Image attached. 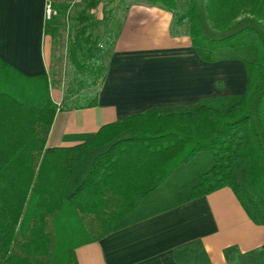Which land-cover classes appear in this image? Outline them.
I'll return each instance as SVG.
<instances>
[{"label":"trees","instance_id":"16d2710c","mask_svg":"<svg viewBox=\"0 0 264 264\" xmlns=\"http://www.w3.org/2000/svg\"><path fill=\"white\" fill-rule=\"evenodd\" d=\"M150 2L177 9L176 0ZM98 4L85 0L76 18L81 37ZM184 17L203 61L243 62L244 93L149 109L73 146H46L60 109L49 75H22L0 59V264H78V246L135 222L143 207L160 206L147 200L165 195L170 208L229 187L264 224V0H186ZM79 46L70 44L75 84L63 92L66 110L95 106L105 78L94 43L91 61L79 58ZM224 253L230 264H245L235 246ZM253 255L264 264V248ZM174 258L210 264L200 240L177 247Z\"/></svg>","mask_w":264,"mask_h":264},{"label":"crops","instance_id":"0c3cea01","mask_svg":"<svg viewBox=\"0 0 264 264\" xmlns=\"http://www.w3.org/2000/svg\"><path fill=\"white\" fill-rule=\"evenodd\" d=\"M47 1L57 12L50 20L44 13ZM72 2L0 0V59L22 75H49L53 36L66 13L75 9ZM176 2L173 11L150 0H99L88 11L92 21L87 34L97 37L91 39L96 58L105 66V78L95 106L57 111L47 147L81 144L101 127L149 109L244 93L243 62L203 61L191 44L186 0ZM113 29L111 45L99 43L100 36ZM50 94L55 103L63 100L58 85L50 86ZM168 196L147 200L146 205L160 206L143 207L133 216L135 222L78 246V264H177L175 249L194 240H200L210 264H230L224 250L231 246L247 256L245 264H259L253 253L264 248V224L248 217L229 187L164 208L174 201ZM151 210L157 212L144 217ZM94 217L87 213V218Z\"/></svg>","mask_w":264,"mask_h":264},{"label":"rangeland","instance_id":"374dc122","mask_svg":"<svg viewBox=\"0 0 264 264\" xmlns=\"http://www.w3.org/2000/svg\"><path fill=\"white\" fill-rule=\"evenodd\" d=\"M84 3L85 2L83 0H76V1L73 0L72 5H74L73 7L75 8L74 9L75 11L73 10L69 13H66L65 17L62 18V23H61L62 27L58 28L57 32H55V35L53 36L54 50H53V58H52V63H51L52 67H51V71L49 74L50 86L58 85V87L63 92L68 86L75 84V81H73V76H75L74 66L70 58L71 42L74 41L80 44L78 48L79 58H81L84 61H91L92 59V56L89 52V48L93 42L92 40L90 41L87 38L88 34H86L84 37L80 36L79 34L80 24L76 20V15L78 13V10L84 7ZM91 13H94V11ZM109 32L110 34H107V36L105 37L100 36V39H99V43L104 42V44H106L105 46L107 47L111 45V43L113 42L112 40H114L115 38L112 32H116V31H114L113 29V30H109ZM92 38L93 39L97 38L95 37L94 33H92ZM63 108H64V101L62 100L60 102L59 110H62ZM178 124L175 126L173 125L172 126L169 125V126L171 128H177L178 126H180ZM177 182H174L175 183L174 186H176ZM168 184L169 183L165 184V187H167ZM110 197L111 195L109 196L108 200H110ZM101 217H104L102 213H101Z\"/></svg>","mask_w":264,"mask_h":264},{"label":"built area","instance_id":"2783aa9c","mask_svg":"<svg viewBox=\"0 0 264 264\" xmlns=\"http://www.w3.org/2000/svg\"><path fill=\"white\" fill-rule=\"evenodd\" d=\"M44 13L47 20H50L52 16L56 15V9H54L51 1L46 2ZM57 104L60 105V103Z\"/></svg>","mask_w":264,"mask_h":264}]
</instances>
